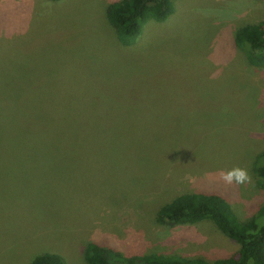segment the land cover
<instances>
[{
    "label": "rangeland",
    "instance_id": "obj_1",
    "mask_svg": "<svg viewBox=\"0 0 264 264\" xmlns=\"http://www.w3.org/2000/svg\"><path fill=\"white\" fill-rule=\"evenodd\" d=\"M114 1L0 0V123L16 126L0 129V264L45 251L85 264L89 241L226 258L239 245L211 222L161 226L158 208L216 191L247 219L264 203V67L234 43L264 20V1L176 0L127 47L106 20ZM236 167L251 183L218 179Z\"/></svg>",
    "mask_w": 264,
    "mask_h": 264
},
{
    "label": "trees",
    "instance_id": "obj_2",
    "mask_svg": "<svg viewBox=\"0 0 264 264\" xmlns=\"http://www.w3.org/2000/svg\"><path fill=\"white\" fill-rule=\"evenodd\" d=\"M175 1H114L106 7L105 16L107 23L114 30L117 42L127 47L134 44L147 22L166 21L174 12ZM234 43L241 49L251 68L264 67V20L237 29ZM16 117L19 120L16 125L23 126L24 120L21 121L17 113ZM0 129L3 131L2 138H8L16 133L12 119L10 121V118L6 119L4 116ZM254 171L259 188L264 190V151L257 156ZM258 210L255 215L240 219L234 208L216 191L181 194L158 208L155 222L161 226H192L205 221L211 222L217 231L239 245L236 253L230 257L212 261L165 255L139 257L134 254L124 255L89 241L83 249V261L85 264H264V203ZM28 264H64V262L57 254L45 251L34 256Z\"/></svg>",
    "mask_w": 264,
    "mask_h": 264
},
{
    "label": "clouds",
    "instance_id": "obj_3",
    "mask_svg": "<svg viewBox=\"0 0 264 264\" xmlns=\"http://www.w3.org/2000/svg\"><path fill=\"white\" fill-rule=\"evenodd\" d=\"M218 179L225 185H244L251 183V176L244 168L236 167L227 171H221Z\"/></svg>",
    "mask_w": 264,
    "mask_h": 264
}]
</instances>
